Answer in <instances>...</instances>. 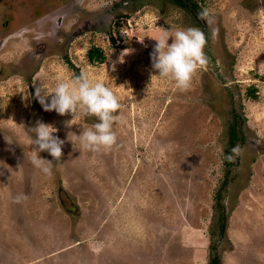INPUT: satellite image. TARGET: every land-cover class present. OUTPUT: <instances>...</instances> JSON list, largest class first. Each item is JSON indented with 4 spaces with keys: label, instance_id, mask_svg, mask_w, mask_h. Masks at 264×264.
Instances as JSON below:
<instances>
[{
    "label": "rangeland",
    "instance_id": "obj_1",
    "mask_svg": "<svg viewBox=\"0 0 264 264\" xmlns=\"http://www.w3.org/2000/svg\"><path fill=\"white\" fill-rule=\"evenodd\" d=\"M20 1H0V264H208L214 251L221 264H264V0H189L210 10L204 29L170 0H77L60 30L47 19L70 0L42 8ZM93 13L96 30L86 31ZM116 13L136 24L113 43L107 28ZM187 27L206 37L217 30L204 49L208 63L187 91L167 78L150 85L153 37ZM92 47L104 49V61L89 59ZM81 72L122 105L125 123L114 125L109 150L81 149L76 135L95 117L81 114L69 128L71 114L35 99L39 82L52 90ZM232 109L242 135L234 146L244 151L220 206ZM36 121L65 141L50 175L31 164ZM21 193L27 199L17 203Z\"/></svg>",
    "mask_w": 264,
    "mask_h": 264
},
{
    "label": "clouds",
    "instance_id": "obj_2",
    "mask_svg": "<svg viewBox=\"0 0 264 264\" xmlns=\"http://www.w3.org/2000/svg\"><path fill=\"white\" fill-rule=\"evenodd\" d=\"M209 17L210 10L207 8L199 13V18L210 25ZM216 35L217 30L210 27L208 37L214 39ZM208 37L198 27L165 30L158 37H153L157 43L150 53L153 69L150 85L157 77L167 78L174 82L178 90L187 91L197 70L208 63L204 51ZM35 99L45 111H55L61 116L71 114L73 119L65 121V126L69 128L81 114L96 118L95 123L90 127H81L80 134L76 135L81 149L100 152L109 150L117 144L118 136L114 125H123L125 119L122 113L117 114L122 107L119 97L104 82L93 81L85 72L71 79L58 80L52 90L41 81L36 86ZM30 128L34 133V155L31 164L44 174L50 175L52 162L60 161L63 157L62 148L65 141L54 135L58 131L55 127L43 121H36L35 126ZM5 140L9 144L13 143L8 137H5ZM72 142L75 144V141ZM243 151L241 145L237 144L225 159L229 163H234ZM42 152H47L53 159L41 157ZM26 199L27 196L23 193L15 197L17 203Z\"/></svg>",
    "mask_w": 264,
    "mask_h": 264
},
{
    "label": "trees",
    "instance_id": "obj_3",
    "mask_svg": "<svg viewBox=\"0 0 264 264\" xmlns=\"http://www.w3.org/2000/svg\"><path fill=\"white\" fill-rule=\"evenodd\" d=\"M170 1H172L174 4H176L178 6L183 7L189 13H191L192 10L196 13L200 12V10L196 6V4H193V3L191 5L189 4V0H185V3L188 6H186V4L183 2V0H170ZM110 35H111L112 42L115 43L117 41V39L113 36V34L110 33ZM121 38H122V40H125L126 37L125 38L121 37ZM88 57L91 61H97V60L98 61H104L106 55H105L103 48L92 47L88 51ZM247 91H248L247 94L249 97H251L253 99H255L257 97L256 86L249 85ZM232 116H233V118H231V120L228 122V133H227L228 139H227V144L223 150V175L224 176L221 180V185L218 188L217 193L215 194L217 202L221 203L220 206L223 205V203L221 202L222 201V194H223L225 188L227 187V183H226L227 179H228L227 177H228L230 170L234 164V163H229L225 159V156L231 152V149L234 147L236 140L237 139L241 140V138H242L241 131H240L241 127H240L238 121L236 120L237 119V113H236V111H234V109H232ZM224 219H225V217L223 216L221 219V222H223ZM221 222H220V224H221ZM208 264H221L220 260H219V256L215 251L213 252V256L210 257Z\"/></svg>",
    "mask_w": 264,
    "mask_h": 264
},
{
    "label": "flooded vegetation",
    "instance_id": "obj_4",
    "mask_svg": "<svg viewBox=\"0 0 264 264\" xmlns=\"http://www.w3.org/2000/svg\"><path fill=\"white\" fill-rule=\"evenodd\" d=\"M0 1H8V0H0ZM11 3L12 2H14L15 1V3H16V1L17 2H20L21 3V1L20 0H9ZM51 2H58V0H31V3L32 4H34V5H36V7L37 6H40L41 8L43 7V6H47L48 4H50ZM76 3H79V1H77V0H70V1H67V6L63 9V11L60 13V17H58L57 16V18H56V20L55 21H53V19H51V18H48L47 20L48 21H50V22H52L53 23V26L54 27H56V29H58V30H60V28L62 27V25H63V22H64V18L65 17H67V15H69V14H71V13H73L75 10V6H74V4H76ZM123 3H125V2H123ZM65 4V5H66ZM113 4V3H112ZM115 5H118V3H114ZM65 5H63V6H65ZM39 8V7H38ZM60 8H62V6H60ZM95 16V17H94ZM96 16L97 15H95L94 13H93V15H91V17H89V18H87V19H85L84 20V24L82 25V26H84V30L86 29V31L89 29V30H92V29H94V30H96L95 28H96V24H95V22H96ZM102 16V15H101ZM94 17V18H93ZM125 17H128V15H126V13L125 14H117L116 13V15H111L110 16V19H109V21H110V25H109V27L107 28V30L109 31V33H111V34H113L114 33V30H113V26H116L117 25V23L120 21L121 22V20L123 19V18H125ZM100 20V19H99ZM43 22V21H42ZM40 23V28H42V24L43 23ZM106 22V19H105V17L103 16L102 17V20H101V22L100 23H105ZM94 23V24H93ZM35 24H36V22H35ZM101 24V25H102ZM5 25H7V23H5ZM83 27H80L79 28V30L81 31V29H82ZM21 29H23V27L21 28ZM111 30V31H110ZM18 31H20V29H18ZM17 32V31H16ZM74 34H76V31H74ZM78 34H79V32H78ZM44 37V35L42 34V37L41 38H34V40H40V39H42ZM42 47H44V46H42ZM41 54V53H40Z\"/></svg>",
    "mask_w": 264,
    "mask_h": 264
},
{
    "label": "built area",
    "instance_id": "obj_5",
    "mask_svg": "<svg viewBox=\"0 0 264 264\" xmlns=\"http://www.w3.org/2000/svg\"><path fill=\"white\" fill-rule=\"evenodd\" d=\"M136 24V22H134ZM133 21L130 17H125L117 23L114 29L113 36L117 39V41H121V37L129 36L130 32L132 31Z\"/></svg>",
    "mask_w": 264,
    "mask_h": 264
},
{
    "label": "water",
    "instance_id": "obj_6",
    "mask_svg": "<svg viewBox=\"0 0 264 264\" xmlns=\"http://www.w3.org/2000/svg\"><path fill=\"white\" fill-rule=\"evenodd\" d=\"M183 2L185 3V0H183ZM186 4V3H185ZM192 15L196 18V20H198L200 26L204 29V25L202 20L199 18V15L194 12L193 10L191 11ZM224 230H225V225L222 224L221 228H220V232H219V237H218V241L222 238V236L224 235Z\"/></svg>",
    "mask_w": 264,
    "mask_h": 264
}]
</instances>
